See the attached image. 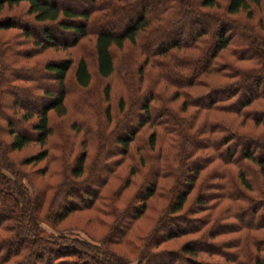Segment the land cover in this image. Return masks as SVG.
Segmentation results:
<instances>
[{
	"label": "trees",
	"instance_id": "1",
	"mask_svg": "<svg viewBox=\"0 0 264 264\" xmlns=\"http://www.w3.org/2000/svg\"><path fill=\"white\" fill-rule=\"evenodd\" d=\"M21 1L27 3L31 22L41 26V38L33 37L25 22L13 18L0 19V29H20L21 36L32 38V45L41 50L71 47L92 34L94 74L107 81L104 99L109 102L108 79L119 65L116 54L123 56L125 74L129 69L132 76L116 101L117 114L125 110L124 100L140 97L133 101L137 111L129 114L133 119L117 123L115 118L106 139L114 135L119 148L105 154L117 157L110 163L103 159L102 174L85 175L83 148L70 166L66 162V171L59 174L43 168L62 177L55 184H43L42 190L51 189L52 195L40 214L44 191L34 188L7 151L19 150L29 141L44 145L52 133L51 112L66 113L69 85L86 88L94 75L82 56L29 67L15 66L13 60L10 65L7 51L22 58L30 53L22 50V40L0 38V109H5L0 118V264H150L152 259H157L156 264H264V129L256 130L264 128V18L256 23L246 19L253 15L249 4L258 6L260 1L226 0L220 11L208 8L218 7V0H194L195 4L191 0H87L81 8L57 0H0V9ZM136 8L132 18L119 19L122 25L115 27L118 22L113 20L119 13ZM239 11L246 18L233 16ZM204 21L213 26H200ZM194 25L199 26L190 28ZM52 28L71 37L59 40L51 34ZM177 29L182 37L162 43L154 39L163 32L173 35ZM38 78L47 79L46 84ZM25 81L28 84L23 85ZM20 91L33 94L34 101L19 102L15 95ZM8 93L12 99L4 107L1 99ZM104 114L108 123L109 106ZM14 122L23 127L14 128ZM121 126L125 132L119 131ZM143 127L149 129L145 153L136 145L137 166L129 164L126 175L118 176L120 183L104 192L110 180L106 172L115 178L116 168L131 159L130 145ZM3 133L11 136L8 142ZM61 149L67 154L65 146ZM46 155L45 148L32 158L39 161ZM135 169L145 170L143 182L120 205L117 201ZM162 190L167 193L162 211L166 214L155 220L147 237L136 236L132 222L146 211L148 199L162 196ZM193 190L195 208L178 214ZM59 196L67 204L53 212ZM82 209H96L109 219L104 237L84 240L40 226L54 228L53 222ZM168 221L176 223L174 229H165ZM180 235L190 238L174 249L159 247ZM129 237L144 240L135 263L110 247Z\"/></svg>",
	"mask_w": 264,
	"mask_h": 264
},
{
	"label": "rangeland",
	"instance_id": "2",
	"mask_svg": "<svg viewBox=\"0 0 264 264\" xmlns=\"http://www.w3.org/2000/svg\"><path fill=\"white\" fill-rule=\"evenodd\" d=\"M57 1L64 2L65 4H70L77 8L84 7L88 4L87 0H57ZM191 1L193 2V4H195L194 0ZM259 1L260 4L258 6L253 5V3L249 4L250 7L253 8L252 17L246 18L245 13L243 11H239L238 13L233 14V16L239 18H246L250 22L256 23L257 19L264 18V0H259ZM225 4H226V0H218V7L216 8L208 7V8L218 9L220 11H223ZM26 6L27 3L25 1H21L17 5H13L11 7H7L4 5L0 9V19L8 17V18H13V20L21 21L22 23L25 22L29 26L28 28L33 34V37L35 36L41 38V34H42L41 26L31 22V15L26 14ZM147 8H152V4H147ZM138 10L139 8H136L135 10H131L126 14L119 13L117 15V18L113 20V23L114 24L117 23L121 18L122 19L126 17L132 18ZM184 18L185 17L182 15V19ZM121 25L122 24L118 22V24H115V27H120ZM199 25L213 26V23L212 22L210 23V21L208 22L204 21L202 24L199 23ZM199 25H194L193 27L190 28L194 29ZM178 29L175 31L173 35H165L163 32L162 35L160 33L157 34V37H154V39L157 38L158 42L162 43L173 37H180V36L182 37L183 34L179 35L178 31L180 30ZM51 34L55 35V37H57L59 40L62 38L69 39L71 37L70 33L60 34L58 31H56V29L54 30V28L51 29ZM0 38L10 39V40L14 39L16 41L22 40L24 42L23 44L21 43L22 50L28 51L30 53L29 57L22 58V56L18 54L15 53L10 54V50L8 49L9 51H7V56L5 57L7 61L10 63V65L13 64L12 63L13 60H15L14 62L15 66L21 65V66L29 67V65L35 64L37 62L42 64L44 61H49V60L55 61L58 59L65 58L67 56H71L73 58H78L82 56L85 59H87L90 70L94 75L90 81V84L86 88H80L69 85L68 87L69 92L66 94L64 99V103L66 106V113L63 115H57L55 114V112H51L49 120L52 126L51 127L52 133L50 134L44 145H39L37 142L29 141V143L24 145L19 150L7 151V154L9 157H11V159L15 160V162L20 163L18 167L24 172H26L27 176L30 177L31 182L34 185V188L37 191L39 190V192L44 191L43 195L45 197V201L42 203L41 212H40V214H42L48 208L49 200L52 195L51 189L42 190L43 184L45 182L50 184H55L59 182L62 176L58 175V173L60 174L61 171L62 172L66 171V168L68 166V163L66 165V162H69V166H70V164H72V161L79 154V151L82 148L86 151V157L84 159L85 175H87L89 172L91 173L94 172L96 176L99 175L100 173L102 174L103 172L99 171V166L100 163H102L103 159L106 158L108 163H110V160L112 158L114 159L115 156L117 157V155H112V157L110 155H109L110 157L106 156L105 152L112 154L114 153L113 150L115 148L117 149L119 148V146H117L113 141L115 137L114 135H110L108 141L106 138L111 133L113 123L116 120L115 118H118L117 123L118 122L125 123L127 122V120L134 118L131 117L132 115L130 116L129 114H131V112L132 114L134 113L133 107L135 105L132 106L134 104L133 101L136 102V100L140 96L137 98L131 97L128 98L127 100H124V108H125L124 111H126V113L123 111V113H120V115L117 114L118 109H117L116 101L118 97L122 96L124 90L123 88H126V84L128 85V87L130 86L132 76L128 73L130 71L128 68H127L128 69L127 74H125L126 71H124V65L126 66V64L125 62H123V60H125L123 56L119 58V54L115 53L117 61H119V65L116 66L117 67L116 73L114 72V75L108 79L110 82L109 102L104 99L103 87L107 81L101 79L100 77L94 74L95 60H94V51H93L94 41L92 34H88L85 37L79 39L77 44L71 47L59 48V47L47 46L42 50L32 45V43L30 42L32 38L24 39V37L21 36L20 34V29L18 28L0 29ZM125 45L127 46L128 44L125 43ZM227 50L228 49H225L222 52L225 54ZM129 65L133 66V64L131 63ZM32 71L24 70V72H26L29 75L32 73ZM9 73H11L10 69L5 72L6 75H8ZM46 80L47 79L45 78H38V81L44 84H46ZM25 84H28V82L25 81L23 85ZM49 87L50 89H54L53 84H50ZM168 90L170 91V89ZM7 96L1 99L4 107L8 106L10 100L12 99V95L10 93H8ZM15 96L17 100H19V102L32 101L35 98L33 97L34 96L33 94L28 95V93L26 94L24 91L17 92ZM108 106L110 108L111 119L107 123L106 117L104 116L105 115L104 111L107 109ZM134 110L135 112H137L136 109ZM4 114H5V109L2 107L0 109V118L4 117ZM13 127L16 129H20L21 127H23V124H21L20 122H14ZM122 128L123 127L121 126L119 128V131L125 132V130ZM262 129L264 128L262 126H259L256 130L260 131ZM148 131L149 129H146L144 127L138 131V133L135 136V140L130 145L131 159L128 158L118 168H116L117 175L115 178H113L114 174H112L111 176L110 175L111 173L109 174L106 172V175L110 177L109 178L110 180L108 185L103 189V191L105 190L104 192L107 193L110 189L115 188L120 183L119 177H124L126 175L129 164L130 165L133 164L134 166H137L135 165L136 163H134L133 161L134 159L136 160V154H134L133 150L134 147L138 145L140 148L139 151L143 152L145 146V138ZM2 136L5 142H8L9 139L11 138L10 135L4 133L2 134ZM59 146L61 147L65 146V148H67V154L62 153L63 151ZM45 148L47 150L46 157L40 159L39 161H34L32 157H34L40 150ZM99 153L101 154L100 157L98 158L99 162H94L95 159L97 158V154ZM43 168L54 169L58 173L51 175V173L49 174L48 172L43 171ZM93 168H96L97 170L96 169L93 170ZM135 170L136 173H134L133 176L131 177L130 185L123 190L120 198L117 201V203H119L120 205L124 203V201L126 200V198H128V196L134 194L137 190H139L138 186L139 184H141L145 170H143L142 172H140V170L137 169ZM163 181H165V183L167 182L169 183V181L166 180ZM163 181H161L160 183L162 184ZM164 193L163 194L161 193L162 196L155 194V196H153L151 199H148V206L146 211L132 222L131 230L136 232L137 234L136 236H139L141 238L143 236L147 237V233H149L155 220H157L159 216L163 215V213L166 214V212H162L163 208L167 204V193L165 194ZM195 194L196 191L193 190L187 195L182 210L178 214H183L188 209L190 211L193 208H195V206L193 205ZM66 201L67 200L64 199L63 196H59L55 201L56 206L52 209V211L54 212L56 210H61L67 204ZM95 210L82 209V210L71 211L65 217L59 219L56 222H53L55 229L50 228L45 223H41L40 226L44 230L49 231L53 234L59 232L63 234H69L70 236H75L84 240H92V239L99 240L102 237H104L105 234L107 233V228H108L107 223L109 222V219L106 217H105L106 219H104V217L101 214H99L98 211ZM175 226H176L175 222L169 223L168 221L167 223H165V229H174ZM189 238H190L189 235H180L162 242L159 247H165L166 249H174L176 247H179L181 244L187 242ZM128 241L127 242L120 241L114 244H110V247L116 252L122 254L127 259L131 260L132 263H135L137 255H139L140 250L143 247L144 240L142 239L137 240L136 238L129 237ZM156 263H157V259H152L150 262V264H156Z\"/></svg>",
	"mask_w": 264,
	"mask_h": 264
}]
</instances>
